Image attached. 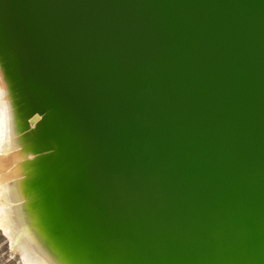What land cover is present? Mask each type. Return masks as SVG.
Segmentation results:
<instances>
[{
    "label": "bare ground",
    "instance_id": "1",
    "mask_svg": "<svg viewBox=\"0 0 264 264\" xmlns=\"http://www.w3.org/2000/svg\"><path fill=\"white\" fill-rule=\"evenodd\" d=\"M0 215L26 264H264V0H0Z\"/></svg>",
    "mask_w": 264,
    "mask_h": 264
},
{
    "label": "rangeland",
    "instance_id": "2",
    "mask_svg": "<svg viewBox=\"0 0 264 264\" xmlns=\"http://www.w3.org/2000/svg\"><path fill=\"white\" fill-rule=\"evenodd\" d=\"M1 216V215H0ZM1 219V217H0ZM1 220H0V252L4 257L14 261L16 264H26L23 259L22 252L19 250H15L12 247V241L8 234L4 233V228H2Z\"/></svg>",
    "mask_w": 264,
    "mask_h": 264
},
{
    "label": "crops",
    "instance_id": "3",
    "mask_svg": "<svg viewBox=\"0 0 264 264\" xmlns=\"http://www.w3.org/2000/svg\"><path fill=\"white\" fill-rule=\"evenodd\" d=\"M0 264H16V263L14 261L4 257L3 254L0 252Z\"/></svg>",
    "mask_w": 264,
    "mask_h": 264
}]
</instances>
